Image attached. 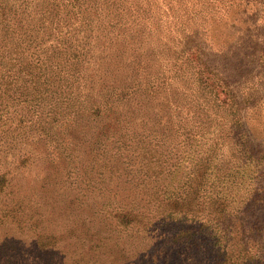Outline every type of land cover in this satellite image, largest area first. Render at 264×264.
I'll use <instances>...</instances> for the list:
<instances>
[{"label":"rangeland","instance_id":"374dc122","mask_svg":"<svg viewBox=\"0 0 264 264\" xmlns=\"http://www.w3.org/2000/svg\"><path fill=\"white\" fill-rule=\"evenodd\" d=\"M1 2L0 47L24 45L48 87L0 125V264H51L50 242L76 264H152L147 221L170 211L155 191L189 167L167 177L164 161L202 83L229 102V152L245 134L246 186L264 188V0ZM167 260L198 264L182 248Z\"/></svg>","mask_w":264,"mask_h":264},{"label":"trees","instance_id":"16d2710c","mask_svg":"<svg viewBox=\"0 0 264 264\" xmlns=\"http://www.w3.org/2000/svg\"><path fill=\"white\" fill-rule=\"evenodd\" d=\"M23 46L18 42L0 47V125L6 122L10 103L19 102L21 97L26 103L42 100L47 91V77L33 68L38 64L32 61V66H22L21 60H29ZM187 102L192 105L187 121L174 130L176 139L183 128L184 139L176 145L180 152L172 158L174 162H169L172 160L168 156L164 163L167 177L172 176L174 167V172L183 163L189 162V167L183 166L185 170L176 186L171 180L155 191L163 193L157 197L159 208L168 202L170 211L169 215L158 212L156 222L147 221L157 225L155 231L161 235L154 233L157 241L153 244L156 250L151 263L172 264L165 258L182 248L185 253H194L198 264H264V222L258 213L264 207V188L246 186L248 180L254 182L257 171L254 160L246 158L247 142L243 143L244 149L240 143L245 134L241 133L236 142L238 150L229 152V102L220 99L214 86L200 84ZM137 149L147 147L138 145ZM118 217L125 228L135 229L128 213L119 212ZM141 225L146 228L148 224ZM43 244L42 252L52 256L51 264H76L52 242Z\"/></svg>","mask_w":264,"mask_h":264}]
</instances>
